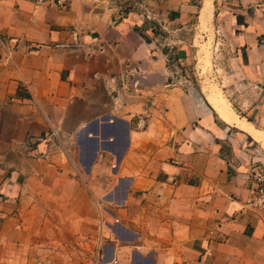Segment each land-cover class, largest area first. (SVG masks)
<instances>
[{
    "label": "crops",
    "instance_id": "obj_1",
    "mask_svg": "<svg viewBox=\"0 0 264 264\" xmlns=\"http://www.w3.org/2000/svg\"><path fill=\"white\" fill-rule=\"evenodd\" d=\"M262 2L0 0V264H264V97L248 130L172 79L231 12L264 89Z\"/></svg>",
    "mask_w": 264,
    "mask_h": 264
},
{
    "label": "rangeland",
    "instance_id": "obj_2",
    "mask_svg": "<svg viewBox=\"0 0 264 264\" xmlns=\"http://www.w3.org/2000/svg\"><path fill=\"white\" fill-rule=\"evenodd\" d=\"M208 1H214L215 6L217 5L216 7L219 6L221 9L228 2H234V0ZM261 4V7L258 8L261 10L260 12H264V0ZM240 9L242 11L247 10L243 7ZM149 10L151 12L150 15H153L152 9ZM216 14L218 15V10H216ZM229 14L230 21H227L225 25L215 21L214 25L212 24L209 29L205 30L206 33L200 31L199 27L195 24L194 28H192L193 37L196 38L197 34L199 37L192 42L193 54L186 59L185 63L182 61L181 66H178L177 62H174L176 63V68L174 69L172 79L178 82L188 81L190 86H201L204 90H207L206 93H208L209 98L214 93L213 91H215L218 94L216 96L228 105L229 108L231 107L230 110L235 111L243 118L249 119L251 103L255 102V98L257 101H260L264 97V89L261 88V85L256 88L248 72L242 68L245 62L240 54L243 46H241L242 40L239 39L238 33L247 28L248 24H245L246 27H242V30H240L241 28L238 29L233 21V13L229 12ZM163 17L165 16L163 15ZM163 30L166 31L167 28ZM182 31L185 30L183 29ZM258 36L260 37L259 34ZM258 41L264 44L263 38L257 39ZM209 91L211 92L210 94ZM29 140L30 143L34 144L33 139ZM33 153H35V149H33ZM39 222L37 217L33 219L34 225ZM9 254H12V252L9 251Z\"/></svg>",
    "mask_w": 264,
    "mask_h": 264
},
{
    "label": "built area",
    "instance_id": "obj_3",
    "mask_svg": "<svg viewBox=\"0 0 264 264\" xmlns=\"http://www.w3.org/2000/svg\"><path fill=\"white\" fill-rule=\"evenodd\" d=\"M38 6H54L67 9L72 0H24ZM253 189L248 199V206L255 209H264V166L256 167L252 172Z\"/></svg>",
    "mask_w": 264,
    "mask_h": 264
},
{
    "label": "bare ground",
    "instance_id": "obj_4",
    "mask_svg": "<svg viewBox=\"0 0 264 264\" xmlns=\"http://www.w3.org/2000/svg\"><path fill=\"white\" fill-rule=\"evenodd\" d=\"M210 101L215 105V107L217 108V110L223 115L225 116V119L229 122H232L233 119L236 120L240 126H242L243 128L245 129H250V124L246 121V120H238L237 118H234V115L233 114H230V108L228 105H226L222 100H220L218 98V96H216V94L212 93V95L210 96ZM235 113V112H234ZM221 116V115H220ZM241 118V117H240ZM236 123V122H235ZM252 130V129H251ZM255 131V130H254ZM257 131H260V130H257ZM256 131V132H257ZM253 134H255L253 132Z\"/></svg>",
    "mask_w": 264,
    "mask_h": 264
}]
</instances>
